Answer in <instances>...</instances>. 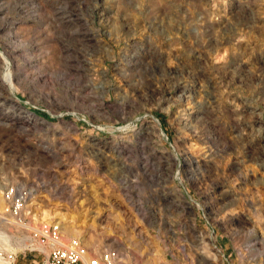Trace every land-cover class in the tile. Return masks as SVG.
I'll return each instance as SVG.
<instances>
[{
    "label": "rangeland",
    "instance_id": "1",
    "mask_svg": "<svg viewBox=\"0 0 264 264\" xmlns=\"http://www.w3.org/2000/svg\"><path fill=\"white\" fill-rule=\"evenodd\" d=\"M0 50L1 261L264 264V0H0Z\"/></svg>",
    "mask_w": 264,
    "mask_h": 264
},
{
    "label": "built area",
    "instance_id": "2",
    "mask_svg": "<svg viewBox=\"0 0 264 264\" xmlns=\"http://www.w3.org/2000/svg\"><path fill=\"white\" fill-rule=\"evenodd\" d=\"M6 198L10 202L11 215L21 226H26L24 219V207L29 197L26 191L9 187L6 189ZM42 237L54 241L46 264H122L120 256L112 250L106 251L101 259H90L85 251L77 242L69 245L60 244L56 233L53 236L49 229L42 231Z\"/></svg>",
    "mask_w": 264,
    "mask_h": 264
},
{
    "label": "bare ground",
    "instance_id": "3",
    "mask_svg": "<svg viewBox=\"0 0 264 264\" xmlns=\"http://www.w3.org/2000/svg\"><path fill=\"white\" fill-rule=\"evenodd\" d=\"M0 58L3 60V62L6 64V71H5V74H4V77L2 79V82H3V85L6 86V88L10 91V92H15L16 91V85H15V76H14V73L12 71V66L11 65V62L9 60V57L7 58L6 57V54L3 53L1 50H0ZM5 88V89H6ZM57 218V217H56ZM59 218V217H58ZM63 218V216L61 217ZM60 218V220H61ZM46 220V219H45ZM1 224L4 225V226H8V222L4 219H2L1 221ZM70 225V224H69ZM68 225V226H69ZM65 227V226H64ZM67 227V226H66ZM8 237V236H7ZM5 235L4 237L1 235L0 233V240L3 239L4 241H8L10 240L9 237L7 238ZM2 240V242H3ZM20 242H18V245L19 246H29L28 244L32 242V239L30 236H26L24 238H21L19 240ZM51 246V245H50ZM222 254V253H221ZM0 264H5L3 261L0 260Z\"/></svg>",
    "mask_w": 264,
    "mask_h": 264
}]
</instances>
